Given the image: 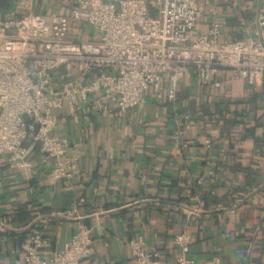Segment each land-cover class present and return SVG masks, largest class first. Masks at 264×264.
<instances>
[{"label": "crops", "instance_id": "0c3cea01", "mask_svg": "<svg viewBox=\"0 0 264 264\" xmlns=\"http://www.w3.org/2000/svg\"><path fill=\"white\" fill-rule=\"evenodd\" d=\"M263 10L264 0H211L196 32L219 21L221 41L247 38ZM81 23L76 36L97 38L91 26L92 35L83 34ZM218 78L220 86L181 79L175 91L165 79L160 93L148 91L125 111L105 108L101 89L77 110H55L54 134L76 158L68 183L53 176V160L39 147L30 170L0 155V264L19 260L22 242L37 229L50 239L44 254L51 257L81 224L93 233L82 264H126L139 236L148 251L175 264L182 231L191 236L188 258L264 264V79ZM73 81L87 78L74 68L55 72L52 89Z\"/></svg>", "mask_w": 264, "mask_h": 264}, {"label": "built area", "instance_id": "2783aa9c", "mask_svg": "<svg viewBox=\"0 0 264 264\" xmlns=\"http://www.w3.org/2000/svg\"><path fill=\"white\" fill-rule=\"evenodd\" d=\"M45 1L66 7L49 13L38 8ZM210 1L12 0L5 11L0 6V155L11 166L30 170L39 147L53 160V176L68 183L76 158L68 154L69 142L54 134L55 110L65 105L77 110L90 92L101 89L109 99L105 108L125 111L142 103L148 91L160 93L165 79L173 91L185 78L220 86V72L252 84L264 79V10L253 35L221 41L219 21L196 32L201 8ZM81 22L94 28L97 38L76 36ZM72 68L87 81L53 90V74ZM176 241L181 252L175 264L221 262L218 255L188 258L187 231ZM50 245L37 229L22 242V256L13 264H82L93 251L92 228L81 224L51 257L44 254ZM130 247L132 260L126 264H170L148 251L141 236Z\"/></svg>", "mask_w": 264, "mask_h": 264}, {"label": "rangeland", "instance_id": "374dc122", "mask_svg": "<svg viewBox=\"0 0 264 264\" xmlns=\"http://www.w3.org/2000/svg\"><path fill=\"white\" fill-rule=\"evenodd\" d=\"M52 2V1H51ZM49 3L48 4V6L47 5H45V7H44V9L43 10H48V9H52L53 7H58L59 6V8H61V7H63L64 6V4H62V3H60V2H53V3ZM41 9H42V6L40 7ZM79 28L81 29V31L83 30V34L84 33H86L88 36H90V35H92L91 33H89V31H90V26L89 25H87L86 23H81L80 25H79ZM86 30V31H85Z\"/></svg>", "mask_w": 264, "mask_h": 264}, {"label": "trees", "instance_id": "16d2710c", "mask_svg": "<svg viewBox=\"0 0 264 264\" xmlns=\"http://www.w3.org/2000/svg\"><path fill=\"white\" fill-rule=\"evenodd\" d=\"M6 4V6H8V1L7 0H0V5L4 6ZM149 11L150 13L154 14L155 13V6L153 3L149 4Z\"/></svg>", "mask_w": 264, "mask_h": 264}]
</instances>
